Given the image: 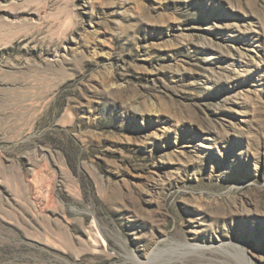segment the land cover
Listing matches in <instances>:
<instances>
[{
    "label": "rangeland",
    "instance_id": "rangeland-1",
    "mask_svg": "<svg viewBox=\"0 0 264 264\" xmlns=\"http://www.w3.org/2000/svg\"><path fill=\"white\" fill-rule=\"evenodd\" d=\"M0 264H264V0H0Z\"/></svg>",
    "mask_w": 264,
    "mask_h": 264
}]
</instances>
